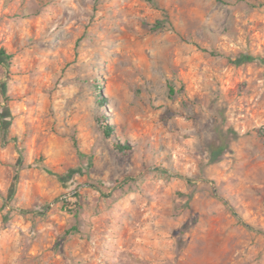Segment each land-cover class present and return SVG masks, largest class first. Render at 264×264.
Returning <instances> with one entry per match:
<instances>
[{
	"label": "rangeland",
	"instance_id": "1",
	"mask_svg": "<svg viewBox=\"0 0 264 264\" xmlns=\"http://www.w3.org/2000/svg\"><path fill=\"white\" fill-rule=\"evenodd\" d=\"M0 49V264H264V0H0Z\"/></svg>",
	"mask_w": 264,
	"mask_h": 264
},
{
	"label": "trees",
	"instance_id": "2",
	"mask_svg": "<svg viewBox=\"0 0 264 264\" xmlns=\"http://www.w3.org/2000/svg\"><path fill=\"white\" fill-rule=\"evenodd\" d=\"M11 59H12V56L6 52L5 49H0V64L3 65L4 67L6 68H9L10 66V62H11ZM256 59H254L253 57H250V56H247V55H242L241 57H239L235 63L237 65H241L245 62H252ZM169 90H170V95L173 96L175 94V89L174 87L170 86L169 85ZM4 92V91H3ZM113 133H114V128L105 123V129H104V134L105 136L109 139V138H112L113 136ZM114 147L116 150H118L119 152L121 153H128L132 150V146L129 145L128 143H125V144H122L120 143L119 141H116L115 144H114ZM221 149H219L220 151ZM90 167L87 165L86 168H83V167H76V168H73L71 170L68 171L67 175H57V174H54L61 182H65L67 180H69L70 178H72L74 175L76 174H80V175H84L88 172V169ZM53 174V173H51ZM63 205L66 206V201H63ZM75 218L77 219V215H75ZM77 231V227L74 226L73 228L69 229L67 232H66V235L70 234L71 232H76Z\"/></svg>",
	"mask_w": 264,
	"mask_h": 264
}]
</instances>
